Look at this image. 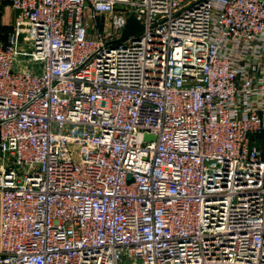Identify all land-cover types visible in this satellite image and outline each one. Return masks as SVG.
Listing matches in <instances>:
<instances>
[{
	"label": "built area",
	"instance_id": "1",
	"mask_svg": "<svg viewBox=\"0 0 264 264\" xmlns=\"http://www.w3.org/2000/svg\"><path fill=\"white\" fill-rule=\"evenodd\" d=\"M8 3L0 264H264V0Z\"/></svg>",
	"mask_w": 264,
	"mask_h": 264
},
{
	"label": "rangeland",
	"instance_id": "2",
	"mask_svg": "<svg viewBox=\"0 0 264 264\" xmlns=\"http://www.w3.org/2000/svg\"><path fill=\"white\" fill-rule=\"evenodd\" d=\"M15 27L14 11L10 8L8 0H0V44L14 32Z\"/></svg>",
	"mask_w": 264,
	"mask_h": 264
},
{
	"label": "water",
	"instance_id": "3",
	"mask_svg": "<svg viewBox=\"0 0 264 264\" xmlns=\"http://www.w3.org/2000/svg\"><path fill=\"white\" fill-rule=\"evenodd\" d=\"M141 30H142L141 24L139 23V21H137V19L134 16L131 15L128 18H126V22L123 27L120 40H123L130 35H137ZM152 138L153 137L151 136L149 137L145 135V139H152Z\"/></svg>",
	"mask_w": 264,
	"mask_h": 264
}]
</instances>
